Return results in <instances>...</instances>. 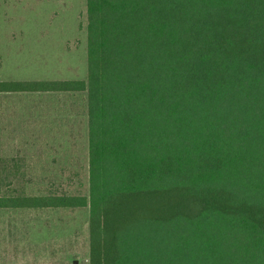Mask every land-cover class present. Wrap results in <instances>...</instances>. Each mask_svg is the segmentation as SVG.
I'll list each match as a JSON object with an SVG mask.
<instances>
[{
	"label": "trees",
	"instance_id": "trees-1",
	"mask_svg": "<svg viewBox=\"0 0 264 264\" xmlns=\"http://www.w3.org/2000/svg\"><path fill=\"white\" fill-rule=\"evenodd\" d=\"M90 264H264V0H87ZM1 178V177H0ZM5 184V183H4Z\"/></svg>",
	"mask_w": 264,
	"mask_h": 264
},
{
	"label": "rangeland",
	"instance_id": "rangeland-1",
	"mask_svg": "<svg viewBox=\"0 0 264 264\" xmlns=\"http://www.w3.org/2000/svg\"><path fill=\"white\" fill-rule=\"evenodd\" d=\"M87 26V0H0V79L88 81ZM39 97L1 99L2 194L88 196V93L73 94V138L67 142L31 130L37 125ZM15 104L29 122L24 137L5 128L12 123L8 111ZM90 254L89 209L0 210V264H90Z\"/></svg>",
	"mask_w": 264,
	"mask_h": 264
},
{
	"label": "crops",
	"instance_id": "crops-1",
	"mask_svg": "<svg viewBox=\"0 0 264 264\" xmlns=\"http://www.w3.org/2000/svg\"><path fill=\"white\" fill-rule=\"evenodd\" d=\"M3 62L0 58V70L3 68ZM29 82H48L52 83V81H29ZM56 82H73V80H63V81H56ZM7 83H25V82H6L0 79V85L7 84ZM73 92H29V93H18V92H2L0 90V102L1 99L5 98L4 100H9V98H15L17 96H24V95H33V96H40L38 99V119L36 118L37 125L31 127V130L36 129V133L38 137L42 138H61L65 139L67 142L68 139L73 138ZM43 96V97H42ZM50 99L56 100L55 103H49ZM41 100V101H40ZM9 107H11L9 105ZM16 109L14 110L11 107V110L8 111V116L12 117L11 125H6L5 128L7 131L16 132V136L24 137L26 136L27 132V124L29 122L25 121L22 117V113L19 112L18 105L15 104ZM1 103H0V116H1ZM34 119V118H33ZM57 124L56 127H52L53 125L50 124ZM0 132L1 129H0ZM27 132V133H26ZM65 148V146H61ZM43 148H46L44 145ZM71 148L66 149V152H70ZM64 152V151H62ZM65 153V152H64ZM67 154V153H66ZM1 163V162H0ZM70 168L69 161L66 163ZM39 210H49V209H39ZM50 210H62V209H50ZM12 264H20L19 263H12Z\"/></svg>",
	"mask_w": 264,
	"mask_h": 264
}]
</instances>
